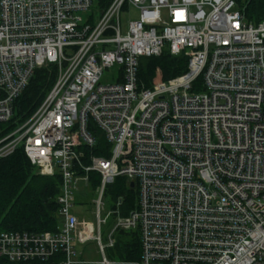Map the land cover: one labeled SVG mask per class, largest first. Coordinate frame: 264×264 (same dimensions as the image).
I'll list each match as a JSON object with an SVG mask.
<instances>
[{"label":"built area","instance_id":"obj_1","mask_svg":"<svg viewBox=\"0 0 264 264\" xmlns=\"http://www.w3.org/2000/svg\"><path fill=\"white\" fill-rule=\"evenodd\" d=\"M94 1L0 0V122L37 68L57 67L0 157L21 145L39 174L61 178L58 230L2 232L0 256L60 252V264H87L78 247L94 241L95 264H118L104 251L124 230L139 232L132 264H264V18L247 20L246 0ZM131 9L138 17L123 22ZM164 50L186 56V71L140 86V59ZM107 69L111 83L101 82ZM118 177L135 206L109 195L103 216ZM83 189L94 193V222L73 211Z\"/></svg>","mask_w":264,"mask_h":264},{"label":"trees","instance_id":"obj_2","mask_svg":"<svg viewBox=\"0 0 264 264\" xmlns=\"http://www.w3.org/2000/svg\"><path fill=\"white\" fill-rule=\"evenodd\" d=\"M111 1L95 0V6L98 10H104ZM243 7L247 20L258 22L264 18V0H246ZM187 60L186 56H173L167 50L159 56L141 58L138 70L139 85L148 87L159 80H168L182 74L187 69ZM56 74L55 64H47L34 71L25 90L13 103L12 118L7 122H0V140L13 132L36 110L53 85ZM93 152L101 155L100 150ZM91 179L93 185H96L97 174L91 173ZM60 185L61 178L58 174L46 176L34 170L21 145L10 155L0 157V233L56 232L60 224L56 200ZM108 189L109 195L114 199L124 196L125 210L135 206L136 192L126 186L123 178L118 177ZM115 239L112 257L118 264H132L140 258L141 243L138 231L119 230ZM62 258L60 252L47 260L11 261L0 256V264H60Z\"/></svg>","mask_w":264,"mask_h":264},{"label":"rangeland","instance_id":"obj_3","mask_svg":"<svg viewBox=\"0 0 264 264\" xmlns=\"http://www.w3.org/2000/svg\"><path fill=\"white\" fill-rule=\"evenodd\" d=\"M95 3V1H94ZM96 6L94 5V9ZM85 16V15H83ZM138 17V11L135 9H131V12L129 14H123L121 16V19L123 22L127 21L129 18L136 19ZM112 69H107L103 72L101 76V82L103 83H111L113 82L112 74H111ZM20 118V117H19ZM19 120V119H17ZM25 121V120H24ZM22 121V122H24ZM21 122V123H22ZM34 167V170L39 173L40 170L32 164ZM94 198V193L91 191V189H83L80 192L75 193V203L73 206V211H75L77 214H79V217L88 221H96L95 215H94V209H93V203L92 200ZM113 202V199H110L109 194L106 195L105 197V211H103V216L109 212L113 211V207L111 206ZM114 214L109 216L108 222L105 225H102V243L107 242V234L110 228L112 227L113 224V219H114ZM78 255L77 259L84 260L87 262H98L103 258V254L101 251H99V248L97 246V243L94 241H88L84 245H80L78 247ZM112 252L113 248L111 247H106L104 251V255L109 258L113 259L112 257Z\"/></svg>","mask_w":264,"mask_h":264},{"label":"water","instance_id":"obj_4","mask_svg":"<svg viewBox=\"0 0 264 264\" xmlns=\"http://www.w3.org/2000/svg\"><path fill=\"white\" fill-rule=\"evenodd\" d=\"M130 186H131V187H133V186H134V183H133V182H131V183H130Z\"/></svg>","mask_w":264,"mask_h":264}]
</instances>
